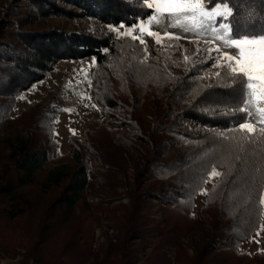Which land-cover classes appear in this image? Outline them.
Wrapping results in <instances>:
<instances>
[{"label": "trees", "instance_id": "16d2710c", "mask_svg": "<svg viewBox=\"0 0 264 264\" xmlns=\"http://www.w3.org/2000/svg\"><path fill=\"white\" fill-rule=\"evenodd\" d=\"M148 1L27 0L17 3L20 9L12 3L6 8L0 19L1 110H12L59 62L93 57L102 85L94 99L117 120L113 128L93 120L83 139L72 134L70 151L58 154L46 137L56 107L36 101L15 118L2 116L0 260L264 264V252L250 256L241 249L260 227L264 191V122L256 118L255 131L239 128L249 112L238 114L230 101L242 87H229L222 77L215 85L202 84L195 73L177 74L166 61L146 68L149 74L157 72L147 88L127 66L136 62L112 65L118 84L106 71L109 56L118 54L114 41L49 24L53 17H96L109 25L132 26L153 13ZM202 1L207 7L228 4L236 37H264V0ZM64 2L81 10L66 9ZM186 118L211 131H186ZM217 153H226L227 160L217 162ZM90 155L102 170L93 166ZM214 168L219 178L206 189ZM96 185L95 201L90 189ZM199 198L202 215L195 214ZM100 213L115 231V240L106 246H96ZM185 236L193 255L186 253Z\"/></svg>", "mask_w": 264, "mask_h": 264}, {"label": "rangeland", "instance_id": "374dc122", "mask_svg": "<svg viewBox=\"0 0 264 264\" xmlns=\"http://www.w3.org/2000/svg\"><path fill=\"white\" fill-rule=\"evenodd\" d=\"M17 1L0 0V19L11 3L15 6L17 3L27 2V0ZM147 4L154 10L153 13L147 19L139 20L132 26L125 24L113 26L96 17L76 19L53 17L49 24L53 29L90 33L114 41L118 54L109 56L106 71L118 84L120 80L113 77L112 65L126 61L136 62L132 66L127 63V66L137 74L136 81L139 85L147 88L151 79L157 76V72L156 75L149 74L146 68L166 61L175 73L182 75L191 71L205 85H215L222 79L229 87L236 84L243 89L246 86L244 94L242 89L238 90L239 92H235L237 97L230 101L234 106L236 105L234 108L238 114L243 111L249 112L247 122L239 128L257 130L259 128L257 120L264 122V37L252 36L250 39L242 40V33L236 37L228 20L231 14L228 4L207 7L202 0H149ZM16 6L20 9L18 4ZM63 6L66 9L81 10L69 2H64ZM123 54L129 59L123 58L121 56ZM97 68L98 64L93 57L59 62L43 82L20 96L12 110H1L3 107L0 106V119L4 114L10 118L17 117L30 102L38 101L46 106L56 107L59 112L53 126L48 128L46 137L55 143L58 154L67 153L71 148L70 136L78 134L83 139L86 129L93 120H104L111 128L114 127L113 121L117 120L94 99L95 92H99L102 87L101 81L97 78ZM48 113L51 114V111ZM183 125L186 131L199 135L211 131L210 127L192 118L184 119ZM223 132L225 131L221 133ZM225 154L217 153L216 161L221 163L227 160ZM90 159L93 166L99 170L103 169L93 155H90ZM128 172L132 175V166L129 167ZM219 174V170L214 168L206 189L216 183ZM93 180L97 181V178L93 177ZM98 190V185L90 189V195L95 201L98 198L94 194ZM119 191L122 193V188ZM122 201L127 202V198H123ZM262 205L263 217L257 233L241 245V249L246 250L250 256L264 252V191ZM201 210L202 199L199 198L195 214L202 215ZM161 215L159 213L156 217L161 218ZM100 216V224L96 227V246H106L110 241L115 240V231L106 220L105 214L100 213ZM189 240L190 238L185 236L183 243L186 253L193 255ZM17 262L11 259L0 260V264H17Z\"/></svg>", "mask_w": 264, "mask_h": 264}, {"label": "crops", "instance_id": "0c3cea01", "mask_svg": "<svg viewBox=\"0 0 264 264\" xmlns=\"http://www.w3.org/2000/svg\"><path fill=\"white\" fill-rule=\"evenodd\" d=\"M215 35V34H214ZM224 37H226V36H224Z\"/></svg>", "mask_w": 264, "mask_h": 264}]
</instances>
